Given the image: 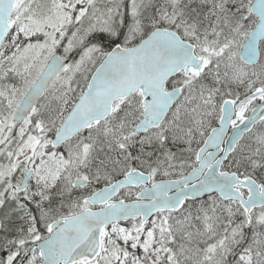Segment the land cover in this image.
Instances as JSON below:
<instances>
[{
  "label": "snow or ice",
  "instance_id": "snow-or-ice-1",
  "mask_svg": "<svg viewBox=\"0 0 264 264\" xmlns=\"http://www.w3.org/2000/svg\"><path fill=\"white\" fill-rule=\"evenodd\" d=\"M0 264H264V0H0Z\"/></svg>",
  "mask_w": 264,
  "mask_h": 264
}]
</instances>
